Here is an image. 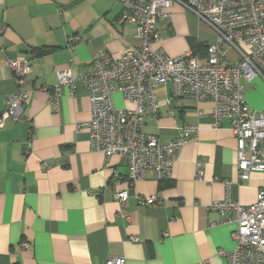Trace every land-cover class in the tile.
<instances>
[{
	"label": "crops",
	"instance_id": "crops-1",
	"mask_svg": "<svg viewBox=\"0 0 264 264\" xmlns=\"http://www.w3.org/2000/svg\"><path fill=\"white\" fill-rule=\"evenodd\" d=\"M120 13L117 0H0V114L16 90L7 60L33 55L22 118L0 127V264H105L108 257L124 264H227L217 252L233 249V226L207 207L225 197L224 181L231 182V200L242 206L264 192V172L238 179L230 122L212 128V104L171 101L169 85L155 90L159 112L145 117L142 133L168 142L181 137L185 125L199 127L175 155L169 179L158 180L149 170L129 186L125 159L91 150L88 129H76L91 119L83 81L73 96L62 87L58 109L51 108L43 88L57 84V71L70 66L81 77L95 52L118 58L140 45L135 27L118 23ZM170 13L168 23L157 25L163 39L155 47L163 53L182 56L193 43L214 42L211 29L182 6ZM227 55L235 57L231 50ZM241 85L248 107L264 110V81L242 79ZM111 100L117 109L132 108L118 93ZM115 179L129 194L124 209L113 197ZM136 195L156 196L159 204L139 206Z\"/></svg>",
	"mask_w": 264,
	"mask_h": 264
},
{
	"label": "built area",
	"instance_id": "built-area-1",
	"mask_svg": "<svg viewBox=\"0 0 264 264\" xmlns=\"http://www.w3.org/2000/svg\"><path fill=\"white\" fill-rule=\"evenodd\" d=\"M121 6L119 24L135 27L138 47L125 49L118 58L104 51L95 52L87 72L75 77L70 66L57 71V84L43 88L50 94L49 105L58 109L62 87L74 95L78 80L86 84L91 119L76 129H88L91 150L107 156L118 155L127 162L129 186L145 178L149 170L157 179H169L175 155L193 139L198 125H185L178 139L160 142L142 133L146 116L157 115L159 103L155 90L170 86L171 101L185 98L210 102L211 126L217 129L224 120L230 122L236 140V167L239 181L247 180L252 172H264V110H251L246 101L241 80L255 77L264 81V0H117ZM178 4L191 12L213 32L215 40L207 44L204 58L187 52L171 57L158 46L162 42L159 23L171 19V8ZM3 27L0 28V31ZM71 39H69V42ZM233 51L235 57L227 55ZM30 55L7 60L6 68L16 86L6 97L0 114V127L8 120L22 118L23 105L28 99L24 90L31 72ZM73 62L71 57L69 60ZM118 93L131 109H117L111 97ZM196 178L203 176L202 164L195 162ZM119 180L112 182L113 197L124 209L129 197L126 189H117ZM225 197L213 202L207 210L215 211L222 222L232 225V250H218L217 255L227 264H264V192L256 201L242 206L230 198L231 182L224 181ZM137 205L154 207L156 196H135ZM218 223H211L216 226ZM136 243L138 238H130ZM23 248L27 243L22 242ZM121 257H108L105 264H124Z\"/></svg>",
	"mask_w": 264,
	"mask_h": 264
},
{
	"label": "trees",
	"instance_id": "trees-1",
	"mask_svg": "<svg viewBox=\"0 0 264 264\" xmlns=\"http://www.w3.org/2000/svg\"><path fill=\"white\" fill-rule=\"evenodd\" d=\"M207 45L199 44L191 48L192 55H197L199 52H205Z\"/></svg>",
	"mask_w": 264,
	"mask_h": 264
},
{
	"label": "rangeland",
	"instance_id": "rangeland-1",
	"mask_svg": "<svg viewBox=\"0 0 264 264\" xmlns=\"http://www.w3.org/2000/svg\"><path fill=\"white\" fill-rule=\"evenodd\" d=\"M199 22H201V21H199ZM203 23V22H202ZM200 31L202 32V33H208V32H206V29H200ZM212 31V30H211ZM210 33V32H209ZM212 33V32H211ZM213 34V33H212ZM214 35V34H213ZM196 44H191V47H194ZM119 109V108H118Z\"/></svg>",
	"mask_w": 264,
	"mask_h": 264
}]
</instances>
